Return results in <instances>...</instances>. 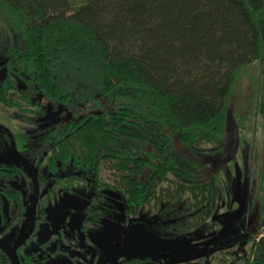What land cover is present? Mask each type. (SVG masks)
I'll return each instance as SVG.
<instances>
[{
	"label": "trees",
	"instance_id": "trees-1",
	"mask_svg": "<svg viewBox=\"0 0 264 264\" xmlns=\"http://www.w3.org/2000/svg\"><path fill=\"white\" fill-rule=\"evenodd\" d=\"M2 24L19 41L7 51L0 106L36 117L43 103L72 107L67 76L90 83L107 107L37 128L33 148L25 135L12 136L38 179L82 174L100 191L117 192L127 218L166 224L179 216L173 225L185 234L213 218L219 185L217 173H204L184 151L217 144L234 83L257 64L258 218L245 252L228 249L218 264H264V0H0ZM105 169L111 184L102 180ZM11 175L4 171L5 184Z\"/></svg>",
	"mask_w": 264,
	"mask_h": 264
},
{
	"label": "rangeland",
	"instance_id": "rangeland-1",
	"mask_svg": "<svg viewBox=\"0 0 264 264\" xmlns=\"http://www.w3.org/2000/svg\"><path fill=\"white\" fill-rule=\"evenodd\" d=\"M1 26L0 80L5 74L7 51L19 41L10 27ZM63 79L65 88L70 89L72 107L53 109L43 103L44 113L36 117L0 106V163L12 160L9 151L13 135H25L33 148L37 128L52 126L73 114L82 116L107 108L90 83L67 76ZM258 82L257 64L243 69L233 86L224 135L217 144L184 151L205 164L204 173L218 174V210L202 229L188 234L177 232L173 223L179 216L167 217L166 224L156 216H150L148 224L129 219L117 192L100 191L84 175L65 171L40 181L35 211L39 220L35 228L26 227L25 233L31 234L25 248L77 256L82 264L147 257L161 264H218V258L228 249L244 253L258 218L256 187L263 127L258 114ZM18 87L23 88L19 81ZM101 176L104 182L112 183L111 171L105 169ZM21 183L28 194L27 181L21 179Z\"/></svg>",
	"mask_w": 264,
	"mask_h": 264
},
{
	"label": "flooded vegetation",
	"instance_id": "flooded-vegetation-1",
	"mask_svg": "<svg viewBox=\"0 0 264 264\" xmlns=\"http://www.w3.org/2000/svg\"><path fill=\"white\" fill-rule=\"evenodd\" d=\"M9 153L12 156V160L7 163H0L1 244L6 243L7 245H10V247H15V254L19 264H82L77 261V256L70 257L63 253H51L50 251L46 253H41L39 251L33 252L30 249L25 248L29 243L31 234L30 232L25 233V229L28 225L31 228H35L37 220H39L35 215L38 201L33 213H28L33 196L32 174L35 175L38 181V186L41 180L38 179V171L33 163L19 150H15L14 145ZM25 161L31 165L30 168L25 166ZM4 165H8L11 168L5 169L3 168ZM5 170L13 172V175H11V179L7 184H5L3 179ZM21 179L26 180L29 185L28 194L25 187L22 186ZM13 223H16L14 225V228L16 227L14 230L12 228ZM11 228L13 231L10 230ZM125 261L107 264H124ZM0 264H12L8 255L1 248ZM157 264L161 263L157 262Z\"/></svg>",
	"mask_w": 264,
	"mask_h": 264
},
{
	"label": "water",
	"instance_id": "water-1",
	"mask_svg": "<svg viewBox=\"0 0 264 264\" xmlns=\"http://www.w3.org/2000/svg\"><path fill=\"white\" fill-rule=\"evenodd\" d=\"M24 164L28 168L31 167V165L29 163H27L26 161L24 162ZM32 182H33V196H32L30 208L28 211L29 214L33 213V211L35 210V207L37 205V201H38V187L39 186H38V181H37L35 175H33V174H32ZM1 242L2 241H0V248L8 255L12 264H19L18 259H17L16 254H15V247H10V245H7L6 243L1 244Z\"/></svg>",
	"mask_w": 264,
	"mask_h": 264
}]
</instances>
